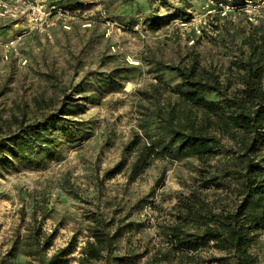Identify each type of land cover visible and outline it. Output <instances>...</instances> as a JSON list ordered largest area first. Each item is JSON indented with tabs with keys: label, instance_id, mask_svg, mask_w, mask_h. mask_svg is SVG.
<instances>
[{
	"label": "rangeland",
	"instance_id": "obj_1",
	"mask_svg": "<svg viewBox=\"0 0 264 264\" xmlns=\"http://www.w3.org/2000/svg\"><path fill=\"white\" fill-rule=\"evenodd\" d=\"M58 1L75 4L79 12L71 30L51 28L52 40L31 32L9 48L21 23L0 20V136L20 120L55 111L65 93L79 99L83 108L75 119L87 121L89 132L74 142L57 138L52 154L36 164L7 156L0 167V264H27L16 241L33 225V210L37 220L46 214L42 228L54 232L47 256L72 245L61 264H78L92 213L121 227L112 256L126 259L109 264H226L217 260L226 252L212 242L189 249L165 234L177 221L178 197L202 191L214 207L231 209L234 194L202 189L193 156L151 158L132 174L129 143L134 132L147 141L140 125L152 129L150 110L176 101L172 88L179 77L159 62L187 67L196 60L198 69L212 70L220 81L228 78L232 90L239 87L232 61L240 46L247 49L251 22L242 13H221L209 0ZM81 20L91 26L81 28ZM114 44L123 50L114 52ZM127 54L140 64L127 66ZM206 97L216 99L213 93ZM258 153L264 154V146ZM249 250L264 264V228L255 232Z\"/></svg>",
	"mask_w": 264,
	"mask_h": 264
},
{
	"label": "trees",
	"instance_id": "obj_2",
	"mask_svg": "<svg viewBox=\"0 0 264 264\" xmlns=\"http://www.w3.org/2000/svg\"><path fill=\"white\" fill-rule=\"evenodd\" d=\"M231 1L239 4L244 0ZM250 24L254 32L244 42L247 49L240 46L232 61L239 87L232 90L228 78L220 81L212 70L198 69L196 60L187 67L159 62L160 69L174 71L179 77L172 88L176 101L150 110L152 129L140 125L147 141L134 132L129 143L134 154L132 174L139 173L151 158L193 156L200 164L197 181L202 189L234 194L237 202L231 209L214 207L202 191L178 197L174 205L177 221L165 234L189 249L212 242L214 248L226 252L217 259L226 264H258L249 245L255 232L264 228V154L258 153L264 146V24ZM209 93L216 99L207 98ZM82 108L78 98L65 93L55 111L31 121L20 120L14 130L0 136V167H5L7 156L29 165L38 163L52 154L57 138L69 142L86 138L87 121L75 119ZM218 154L223 156L211 163ZM45 216L43 213L37 220L36 212L31 211L33 225H27L21 239L17 238L27 264H61L72 249L68 244L47 256L54 232L43 230ZM86 229L88 239L79 251L78 264L126 259L112 256L115 240L121 235V227L112 218L92 213Z\"/></svg>",
	"mask_w": 264,
	"mask_h": 264
},
{
	"label": "built area",
	"instance_id": "obj_3",
	"mask_svg": "<svg viewBox=\"0 0 264 264\" xmlns=\"http://www.w3.org/2000/svg\"><path fill=\"white\" fill-rule=\"evenodd\" d=\"M98 3L99 0H91ZM213 5H219V11L242 13L246 19L253 24H264V0H244L239 4L232 3L231 0H209ZM79 12L76 5L56 3L53 0H0V20L3 22L21 23L17 29L14 38L7 42L9 48L15 49L18 42L23 41L24 37L31 32L42 34L47 40H52L51 28L54 25H60L63 30H71L72 19ZM81 28H89V20L79 22ZM121 27L120 25H117ZM111 28L108 29V36L111 34ZM114 52H121L123 49L119 44L112 47ZM127 66H137L140 60L134 56L125 55ZM23 64L26 60L23 59Z\"/></svg>",
	"mask_w": 264,
	"mask_h": 264
}]
</instances>
